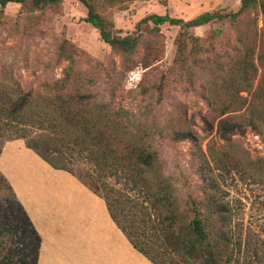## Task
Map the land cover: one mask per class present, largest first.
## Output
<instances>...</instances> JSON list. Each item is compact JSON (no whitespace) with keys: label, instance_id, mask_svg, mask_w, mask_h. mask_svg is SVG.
<instances>
[{"label":"rangeland","instance_id":"rangeland-1","mask_svg":"<svg viewBox=\"0 0 264 264\" xmlns=\"http://www.w3.org/2000/svg\"><path fill=\"white\" fill-rule=\"evenodd\" d=\"M99 2L98 11L113 23L115 37L139 36L137 50L128 59L112 51L85 21L88 9L79 0H64L60 8L46 10L18 2L0 6V98L31 94L27 116L51 112L60 94L74 97L63 102L77 103V112L87 111L80 106V96L87 93L96 96L95 102L131 112L137 123L151 129L158 175L163 174L151 179H167L186 215L191 214L190 197L227 206L231 221L220 230L228 234L229 247L241 264H264V14L253 9L237 21L193 28L186 43V68L176 62L180 27L165 23L155 32L153 23L139 25L141 20L153 14L189 21L206 12H237L242 0ZM63 40L70 41L75 52L70 51L72 60L59 62ZM246 60L254 69L240 83L244 68L239 66ZM68 72L78 76L81 87L56 86ZM256 90L262 98L253 99ZM250 100L253 110L248 108ZM225 107L235 111L222 116ZM230 117L233 120L224 122ZM38 125L26 127L30 137L43 132ZM231 126L236 131L225 138L224 127L228 131ZM10 128L0 117V145L9 138ZM75 169L94 172L90 163ZM108 184L130 218L137 219L136 225L142 218L157 223L143 192L114 178ZM10 200L0 181V264H22L26 243L20 230L13 231L18 212L12 211ZM151 244L155 255L161 248Z\"/></svg>","mask_w":264,"mask_h":264},{"label":"trees","instance_id":"trees-1","mask_svg":"<svg viewBox=\"0 0 264 264\" xmlns=\"http://www.w3.org/2000/svg\"><path fill=\"white\" fill-rule=\"evenodd\" d=\"M79 1L88 9L85 21L99 31L101 39L110 45L112 51L121 54L125 59L136 52L139 36L115 37L113 23L98 11L101 0ZM102 1L122 4L130 0ZM11 2L29 3L34 10H46L60 8L64 0H0V6L5 8ZM253 9H259L264 14V0H242L241 8L237 12L225 14L215 11L206 12L189 21L168 14H153L141 20L139 25L153 23L155 32H159L160 26L165 23L180 27L176 62L188 68L186 43L187 39L192 37L189 31L214 21L226 19L237 21ZM70 51L73 54L75 47L70 41L63 40L59 48V62L72 60ZM242 65L244 66L239 67L244 68L241 71L244 77L240 83L254 69L250 60L244 61ZM55 84L64 87L71 85L81 87L78 76L69 72ZM259 92V90L255 91L253 99L262 98L263 95ZM66 97L74 100L71 94L67 96L60 94L56 97V106H52L51 112L42 110V114L31 113L30 116L27 115L31 107V94H25L17 99L1 97L0 117L11 128L8 130L9 138L0 145V154L5 142L24 139L28 148L54 169L71 173L101 196L106 201L112 219L134 248L154 264H241L240 256L235 249L229 247L228 234L220 230L231 221L227 206L190 197L191 214L186 215L181 210L178 199L172 192L174 188L167 179L159 182L151 179V175L155 174L160 178L163 174L159 172L160 176L158 175L159 170L156 165L159 164V156L152 148L153 143L149 138L151 129L147 124L137 123L135 115L127 110L114 109L105 102H95L96 96L92 94L80 96L82 99L80 106L87 108V111L82 110V113L73 110H78L74 107V104L78 105L77 103L72 106L64 103ZM241 100L237 98L236 102L241 103ZM252 102L253 100L249 102L250 110H253ZM242 104H246V101ZM234 111L231 107H225L220 115L225 116ZM227 119L233 120L230 117L224 122H227ZM36 123H39L38 128L43 132L30 137L32 131H28L26 127H34ZM224 129L225 138L236 131L234 126L228 131L226 127ZM82 163H90L94 172L78 173L75 167ZM113 178L122 181L126 188L138 189L145 194L157 215V219L153 220L157 222L155 225H150L149 221L143 218L140 220V225H136L137 219H132L127 214L122 206L121 197H115L112 192L114 189L109 188L108 181ZM0 181L4 183L10 194L9 203L12 211L18 212L15 218L17 226H13V231L20 230L26 243L25 254L20 263L37 264L41 245L40 235L12 186L1 172ZM150 230L152 235L148 236ZM151 243L161 248L155 252V255Z\"/></svg>","mask_w":264,"mask_h":264},{"label":"crops","instance_id":"crops-1","mask_svg":"<svg viewBox=\"0 0 264 264\" xmlns=\"http://www.w3.org/2000/svg\"><path fill=\"white\" fill-rule=\"evenodd\" d=\"M0 172L40 235L37 264H154L134 248L101 196L54 169L24 139L5 142Z\"/></svg>","mask_w":264,"mask_h":264}]
</instances>
